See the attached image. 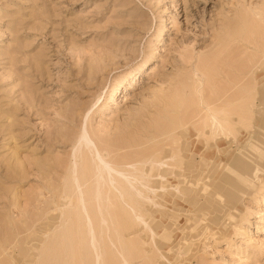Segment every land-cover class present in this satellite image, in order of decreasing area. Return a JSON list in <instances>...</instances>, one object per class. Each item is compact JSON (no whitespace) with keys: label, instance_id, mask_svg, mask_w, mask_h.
I'll return each instance as SVG.
<instances>
[{"label":"rangeland","instance_id":"rangeland-1","mask_svg":"<svg viewBox=\"0 0 264 264\" xmlns=\"http://www.w3.org/2000/svg\"><path fill=\"white\" fill-rule=\"evenodd\" d=\"M263 53L264 0H0V264H264Z\"/></svg>","mask_w":264,"mask_h":264},{"label":"bare ground","instance_id":"bare-ground-1","mask_svg":"<svg viewBox=\"0 0 264 264\" xmlns=\"http://www.w3.org/2000/svg\"><path fill=\"white\" fill-rule=\"evenodd\" d=\"M263 60H264V53H263ZM232 84H229V87H235L236 85H237V83L236 82H231ZM252 90H253V88L251 89V88H249V87H246V88H244V89H242V92H241V94H240V96H238V98H236V96H231V97H228V95H226V93L224 94L225 95V98H226V101H223V103H222V105H219V106H216V108H208V111H209V113L207 114V116H206V118H204V120L205 121H211L210 122V124H212L213 126H214V128L216 129V131H229V132H234V126H235V121H234V118L232 117V116H236V118H237V120H238V122H241L242 124L243 123H245L246 124V122L249 120L248 119V117L245 115V114H243L242 116H239L238 115V111H237V103H239V102H243L244 103V101H246L248 98H249V96H250V94L252 93ZM248 97V98H247ZM248 100H250V99H248ZM246 102H248V101H246ZM242 103V104H243ZM236 104V105H235ZM242 106V105H241ZM240 106V107H241ZM244 106H248V105H244ZM239 107V108H240ZM238 108V109H239ZM244 107H242V109H243ZM248 108V107H247ZM246 108V109H247ZM245 109V110H246ZM247 111H248V109H247ZM244 112V111H243ZM250 112V111H249ZM207 124V123H206ZM216 133V132H215ZM220 133V132H219ZM220 135V134H219ZM97 153L99 154V151L97 150ZM94 162H95V164H97V161H96V159H95V156H93V159H92ZM238 161V160H237ZM93 162V163H94ZM159 163V162H158ZM90 165H91V163H90ZM244 165V164H243ZM108 169H110V168H108ZM255 169V168H254ZM113 171V170H112ZM254 173H255V171H253V175H254ZM256 173H259V171L257 170L256 171ZM106 179H107V184H108V186H111V187H108V190H106V191H104V198H105V201H108L109 200V198H108V191H112L111 190V188H114L112 185H111V182H113V181H115V178L114 177H112V176H107L106 177ZM85 182H87V181H85ZM116 182V184H118V185H120V188H122L123 186H124V183L122 182V181H115ZM117 188V187H116ZM118 188H119V186H118ZM116 191H117V189H116ZM114 193L113 194H116L115 193V190L113 191ZM120 195V193L118 194V196ZM128 196V195H127ZM120 197V201H122V200H124V201H126L127 202V200L125 199V196H119ZM118 197V198H119ZM117 198V197H116ZM117 198V199H118ZM127 198V197H126ZM78 199H79V202L81 201V202H83L82 204H83V206H86V204L84 205V199L83 198H81V197H78ZM127 199H129V198H127ZM110 200H111V198H110ZM131 199H129V201H130ZM124 201H123V203H124ZM80 202V203H81ZM110 203V202H109ZM135 204V203H134ZM83 208H85V207H82L81 205H79L78 207H77V209L78 210H82ZM88 213V211L86 212V220L89 222L90 220H91V216L89 215V214H87ZM66 217V216H65ZM64 217V218H65ZM69 218H67V220H68ZM90 219V220H89ZM66 220V219H65ZM105 220V219H104ZM103 220V218H102V220L101 221H104ZM65 223V222H64ZM92 222L90 221V224H91ZM91 228H90V225H89V229H91L90 230V232L92 233L91 234V239H89L88 241H89V243L91 242V244H92V246H94L95 247V255H97V256H93V254H92V256L93 257H95V258H93L94 259V262H93V264H97V259H98V256H100V255H102L103 256V251H102V249H101V246H99V250L97 249V247H96V243L99 245V239H95L94 237V231H95V229H94V225H92L91 224ZM97 227V226H96ZM96 238H97V236H96ZM92 240H94V241H92ZM119 242V241H118ZM97 250V251H96ZM74 256H75V254H74ZM122 258H123V256H122ZM91 259H92V257H91ZM95 259H96V263H95ZM124 259H125V256H124ZM102 260V263H103V259H101ZM100 260V261H101ZM99 261V259H98V263L100 262ZM124 261H126V260H124ZM92 263V260H86V258L84 257V256H81L80 254H78V255H76V257L75 258H73V256H70L69 258H65V264H91ZM127 264V262H124V264ZM99 264H101V262L99 263Z\"/></svg>","mask_w":264,"mask_h":264}]
</instances>
